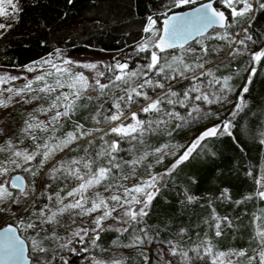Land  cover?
I'll list each match as a JSON object with an SVG mask.
<instances>
[{
	"label": "snow or ice",
	"instance_id": "1",
	"mask_svg": "<svg viewBox=\"0 0 264 264\" xmlns=\"http://www.w3.org/2000/svg\"><path fill=\"white\" fill-rule=\"evenodd\" d=\"M66 2L72 5L75 0H66ZM92 2L95 3V0ZM193 5H197V0H171V7L165 12L156 18L147 17V24L142 32L148 35L142 37L135 51L137 55L150 52V56L148 62L139 67H130L128 61L121 62L115 57H113L115 63L103 65L97 62L73 61L63 57L60 49H56L62 65L52 59L33 62L39 67L29 65L25 70L28 73L39 70L42 74L32 79L6 72L0 74V108L6 109L12 106L16 97L20 98L16 103L29 104L44 100L46 104V106L40 104L33 112L28 113L19 132L13 133L18 137L15 142L12 137L6 135L5 129H0V136L6 137L4 144L0 145V153L6 154L0 161V177H7L10 171L22 169L33 178L25 183L24 177L17 175L11 177L10 181L0 182V216L12 221L6 226H0V264H51L55 257L49 256L51 250L45 245V241L57 240L58 237L55 232L49 233L45 226L59 223L57 218L70 210H79L78 215L101 213L93 220L95 227L80 228L73 233V236L79 238L80 243H84L88 238L92 245H95L100 239V231L109 229L121 235L129 233V229H132L130 233L132 239L124 245L125 248H141L146 240L151 243L149 226L139 227V225L144 217L149 215L147 210L161 188L165 186L162 183L164 178L172 176L181 164L189 161L193 153L201 147L202 142L209 138L228 136L235 143H239L237 134L240 130L237 124L231 118L225 119L206 127L191 144L184 148L183 153L177 156L175 162L164 173L151 174L149 164L147 165L149 175L146 179H141L130 187L123 183H113L115 171L120 170L122 166L130 167L134 174L136 168L144 165L150 156L157 157L156 163L159 164L164 156L177 155V152L167 151L169 148L178 151L176 145L165 143L150 151L145 145L146 136L165 133L171 135L168 128L169 121H180L181 123L176 124V128H181L212 115L211 112L202 110L201 103L206 105L234 103L231 117H236L248 107L245 94L249 92L251 77L256 75L257 69L251 68L249 79L236 101L229 100V94L234 90L230 84L232 76L218 77L213 69L206 68V65L212 62L211 58L218 56V48H210L207 42L225 41L231 48L236 41L227 31L231 27L229 17H244L253 10V4L249 0H207L190 11H183L184 8ZM217 5H223L229 10V14L226 15ZM237 5L242 7L238 8ZM259 7L264 9V0H261ZM174 8L181 11L175 12ZM22 11L20 0H0V18L8 21V23H0V38L19 22ZM67 16L68 13L64 12L59 19L63 21ZM161 16L163 26L157 27ZM39 23L41 28L47 29L43 21ZM210 28L224 29V31L209 33ZM251 40L252 36L248 35L245 29V38L238 43L246 49V41ZM190 41H194L195 45ZM162 53L167 55L162 56ZM242 54L244 53L240 48L227 52L229 57ZM262 58H264V50L251 54V60L256 64H259ZM44 65L50 66L52 71L45 70ZM73 66L92 70L93 79L90 81L83 72H74ZM101 66L104 70H100ZM50 76H55L52 83L47 79ZM105 78L107 82L102 83ZM20 79L26 80L20 88L3 87ZM183 80H188L190 86L183 92L174 90L171 82L180 83ZM34 85L40 86L34 87ZM5 93L8 94L6 98ZM93 101L100 102L95 104L94 111L84 118L85 121H90V124L75 121L72 131H67L61 136L56 135L63 121H72L81 108H86ZM133 107L137 110L131 111ZM177 108L187 109L186 115H181ZM37 114L44 115L48 119L40 120ZM141 116L145 118L141 119ZM260 127L264 128V125ZM37 132L45 135L38 136ZM21 134L25 139L31 140L32 150L19 147V144L24 142L23 139H19ZM80 140H85L86 144L80 145ZM259 143L264 146V139H260ZM74 144L83 152L82 156L70 155L67 161H57L48 169L47 179L40 175L56 153L64 152ZM124 144L128 147H122ZM76 148H71V151L75 152ZM129 154L131 158H125ZM248 174L251 175V172ZM37 177L40 178L44 188L39 196L35 195ZM129 178L127 175L121 177L125 181ZM58 180L77 183L67 190L64 196H61V192H64L63 188L55 192H47V189L53 187L50 181ZM102 184L106 190L115 188L117 191L122 189V192L108 198L99 193L95 198L86 197L85 194L89 189ZM257 184L260 187L257 188L255 196L264 200V177L257 180ZM12 189L18 190L19 195H14ZM183 195L184 200L181 203L192 204L199 199L188 191ZM40 196L44 197L47 203H42ZM69 197L75 199L65 204L64 201ZM217 199L231 200L229 189L223 188ZM249 199L252 197L246 196L244 200H237L234 203L241 204ZM89 203L90 206H87ZM108 219H112L116 226L109 225L105 228L104 223ZM254 219L261 224L257 227L254 237L260 250L253 255H248L247 249L217 251L209 238L201 239L195 247L187 250L180 248L172 240H165L164 243L170 246L171 256L179 257V264H196L197 260L205 259L207 264H240V258L243 257H247V264H264V215ZM212 220L214 223L211 226L215 229V237L222 235V225L227 228L233 227V221L228 216L221 217L215 209H212ZM29 230L32 234L25 236L24 233ZM90 231L95 235L89 237ZM183 231L180 230L181 233ZM60 247L65 248L68 245L61 244ZM84 250L87 251L86 248ZM70 251L75 249L72 248ZM190 252L194 256L190 255ZM140 255L148 261L149 258L142 251ZM156 258L160 257L156 256ZM61 261L62 264H68V261L62 257ZM94 264H104V262L97 260ZM114 264H122V261H115ZM165 264H170V261H165Z\"/></svg>",
	"mask_w": 264,
	"mask_h": 264
},
{
	"label": "trees",
	"instance_id": "2",
	"mask_svg": "<svg viewBox=\"0 0 264 264\" xmlns=\"http://www.w3.org/2000/svg\"><path fill=\"white\" fill-rule=\"evenodd\" d=\"M165 3L166 0H95V3L92 0H75L69 5L66 0H20L23 11L19 22L0 38V67L20 70L55 53L56 49L71 54L122 52L133 57V61H145L147 54L132 52L145 35L142 29L147 24V17L167 10L170 5ZM64 12L68 16L61 21L59 17ZM41 21L47 29L40 27ZM159 21L162 22L161 19ZM237 27H246L247 34L252 36L249 41L252 51H257L264 44V9L258 4L254 16L241 17ZM218 61L214 60L215 63ZM246 64L247 61L240 58L235 64L227 60L211 67L218 77L232 76V85L240 93L249 79L251 68L257 69L256 75L251 77L249 92L245 94L248 107L236 117H231L234 107L231 106L224 109L218 119L231 118L235 121L240 130L237 134L239 143L228 136L209 138L202 142L189 161L181 164L172 176L164 178L162 183L165 186L152 201L149 215L139 225L149 226L150 232L163 242L175 239L183 245L195 247L201 239L209 238L222 251L235 248L247 249L248 255L258 252L254 237L261 222L254 217L264 215V200L255 196L260 187L257 180L264 169V146L259 143L260 139H264V128L260 127L264 125V58L259 64ZM184 83L176 89L184 87ZM89 105L81 108V114L90 109L94 111L93 103ZM79 144L85 145L86 141ZM73 147L76 148V145ZM77 151L80 152V149L76 148ZM176 158L165 160L156 172L164 173ZM27 181H30L29 178ZM223 188L229 189L231 200L217 199ZM12 191L14 195H19L18 190ZM185 191L199 199L192 204L181 203ZM246 196L252 199L241 204L234 203ZM212 209L221 217L228 216L233 221L232 228L222 225L220 237H215V229L211 226L214 223ZM181 229L184 230L182 233ZM115 235L107 231L103 239ZM63 252V255L52 259L51 264H62L61 257L70 263L77 261V256H72L70 250ZM80 252L78 249L76 254L81 256ZM242 261L247 264V257H243ZM138 264L145 263L140 259ZM196 264H207V261L197 260Z\"/></svg>",
	"mask_w": 264,
	"mask_h": 264
},
{
	"label": "rangeland",
	"instance_id": "3",
	"mask_svg": "<svg viewBox=\"0 0 264 264\" xmlns=\"http://www.w3.org/2000/svg\"><path fill=\"white\" fill-rule=\"evenodd\" d=\"M204 1H207V0H197V5L204 2ZM249 2L253 4V10L250 13L246 14L245 16H251L252 17V16H254V14L256 12L257 5L259 3H258V0H249ZM166 4H169L170 5L169 7H171V0H166V3L164 5H166ZM194 6H196V5L186 7L183 9V11L190 9V8H193ZM218 7H220L222 10L226 11L229 14V10L224 8L223 5H218ZM237 7L238 8L242 7V5H237ZM165 11L166 10H161V12L157 13L156 16H153V18H156L157 16H159L161 13H163ZM173 11L177 12V11H181V9H175L174 8ZM160 19L163 20V17L161 16ZM240 20H241V17L240 18H237V17H231L230 18L231 27L228 28L227 31L232 34V39L234 41H236V43H233L231 45V48H229L227 42H225V41L212 40V41L207 42L209 44L210 48H212V47L218 48V56H213L211 58L212 62L207 64L206 68H211L212 66H214L216 64L223 63L224 61H227V60L229 62H231L232 64L233 63L235 64L240 58L245 59L247 61V64L245 66H249L252 63L251 54L254 52H257V51H261L262 47H264V44H263L262 47L259 48L257 51H252L253 46L251 47L249 41H246V44H247L246 49L238 43L239 40L245 38L244 31L246 29V27L243 29H240L237 27V23L240 22ZM0 23H8V21L4 20L3 18H0ZM157 27H162V22L160 23L159 20L157 23ZM223 31H224V29H214L211 33L223 32ZM146 35H148V34L145 33L144 36H146ZM141 40H139L136 43V45L134 47V51L132 53L136 54L135 49L137 48L138 43ZM192 44L195 45V42ZM235 48H240L244 54L237 55L235 57H229L227 55V52L230 51L231 49H235ZM60 54L63 55V57L71 59L73 61L97 62L101 65L115 63V60L113 59V57H115L116 60H120L121 62L128 61L130 64V67H139L140 65L147 63L148 57L150 56V52L149 53H142V54L148 55V57H146L145 61L140 60V59H135L133 61V57L129 56L128 54L122 53V52H94V51H89V52H85V53H81V54H71V53H68L66 50L60 49ZM161 55L164 56V55H167V53H162ZM44 59H52L55 63L62 65V60L60 59V55H58L56 52L45 57V58H43L42 60H44ZM216 59L219 60L217 63L214 62V60H216ZM31 65L39 67L38 65H34V64H31ZM255 65H256V63H255ZM44 69L47 71H52V69L48 65H44ZM100 70H104L102 66H101ZM73 71L74 72H83L85 75H87L89 77L90 81L94 77V72L92 70H88V69H85L82 67L73 66ZM5 72L9 73L11 75L27 77L28 79H32L36 75L42 74V72L39 70L37 72L28 73L25 70V67L20 69V70H14V69H10V68L0 67V74L5 73ZM47 79H48L49 83H52L55 80V76H50ZM101 82L103 83V82H107V81H104V79H103ZM182 82H185L184 84H186V85L184 87H180V88L176 89L178 87V85L181 84ZM182 82L178 83L176 81H172L171 83L174 85V90H178L180 92H183L186 87L190 86L188 80H183ZM25 83H26V80L20 79V80H17L11 84L4 85L3 87H5V88L6 87L20 88ZM230 84L232 85V80L230 81ZM38 86H40V85H34V87H38ZM167 87H168V84L166 83V88ZM217 87H219V86H217ZM233 89H234L233 92L229 94L228 98H229V100L235 102L237 99V96H239L240 92L237 91L236 87H233ZM63 91H68V89H63ZM7 95L8 94L5 93L4 97L6 98ZM19 99H20L19 97H16L12 102V106H9L6 109L0 108V129H5L6 135L12 137L14 142L17 140L18 137L13 135V133L19 132V129L22 126L23 121L27 118L28 113L33 112V110L38 105L45 104L44 100H40V101H37L34 103H29V104H24L22 102L16 103V100H19ZM99 102L100 101H94L93 105L98 104ZM45 106H46V104H45ZM231 106H234V103H229V104H224V105H221V104L206 105V104L201 103L202 110L206 111V112H211L212 115L208 116L207 118H205L203 120H198L193 124L185 125L181 128H176V124L181 123L180 121L172 120V121H169V125H168V128H169V131L171 132V135H168L167 133H165L163 135L157 134V135L146 136L145 137V145L149 151L152 148H155V147H158L162 144L168 143L170 145L178 146V151H177V149H174V148H169L167 150L169 153L177 152V155H171V154L166 155V156H164L163 161L159 164L156 163L157 157L150 156L148 158V160L144 162V165L136 168V171L134 174L132 173V170L130 167L122 166V168L120 170L115 171V177L113 179V183H123L126 186L130 187V186L138 183L141 179H146L149 175V171L147 169V165H149V164L151 165V169H150L151 174H157L156 168L160 164L164 163V161L169 159V158H176L179 154H182L184 151V148H186L189 144H191L192 141L195 140V138L197 136H199V134L206 127H210L212 124L220 123V121H218V119L222 115V111L224 109H229ZM87 107H90V105H88ZM136 110L137 109H134V110L131 109V111H136ZM176 110L179 111L181 113V115H186V113H187V109L177 108ZM82 111L83 110L80 109L77 112V114L75 115L76 117L75 116L73 117L72 121H67V120L63 121L60 125V130L58 132H56V135L61 136L63 133H65L67 131H72L75 121H79L81 123H86V125L90 124V121H89V123H87L86 121L82 120L81 118L87 117L93 111L90 109V110H87L85 112V114H81ZM217 113H218V118H217ZM37 115H38V118L40 120H47L48 119V117H46L44 115H39V114H37ZM50 115H51V113L49 114V116ZM126 115H127V113H126ZM144 118H145L144 116H141V119H144ZM36 134L38 136H41V137H43L45 135L44 133H40V132H37ZM5 138H6L5 136H0V145L4 144ZM19 139H23V141H24L22 144H19V147L21 149H24V148H28L29 150L33 149V145H32L31 140L25 139L22 134L19 136ZM109 139H111V137H109ZM84 141L85 140H80L79 143H82ZM74 145H72L71 148H74L73 147ZM179 146H183V147H179ZM122 147H128V145L124 144V145H122ZM71 148H66L64 150V152L56 153V155L51 158L49 163H47L45 165L44 169L48 166L49 167L46 170L43 169L41 171L40 175L44 176L47 179L46 174H47L48 169L51 168L57 161H60V160L67 161L70 159V155L71 156H82L83 155L82 151L72 152ZM141 151H143V149H141ZM138 154L139 153H137V155ZM5 155H6L5 153H0V161H2L5 158ZM125 158H131V154H129V156H127ZM9 167L11 168V166H9ZM22 172H24L22 169H16L15 171H10L8 173L7 177H0V182H2L4 180L10 181L11 177H13L17 173H22ZM22 174L25 177L29 178L30 181L33 179L27 173H22ZM123 175H127L130 178L126 181L122 180L121 177ZM262 177H264V169H263V174L259 180H261ZM50 182L52 183L53 187L47 189V192L51 193V192L58 191L60 188H63L64 192H61V196H64L65 192L77 183L76 181L65 182L62 180L50 181ZM43 190H44L43 184L41 183L40 178L37 177L35 179V195L39 196L40 192ZM120 192H122V189H120L119 191H117L115 188H109L108 190H106L105 186L102 184L100 186L93 187V188L89 189L85 195H86V197L91 199V198H95L96 194L99 193L103 197L108 198L113 194H120ZM39 198H40L42 203H47V201L44 197L40 196ZM74 199H75L74 197H69L68 199H66L64 201V203L67 204L69 202H72ZM87 206H90V203ZM78 211L79 210H70L68 212H65L62 216H59L57 218L59 223L49 224V225L45 226L49 233L55 232L56 236L58 237L57 240L45 241V245L48 246L51 250L49 253L50 257H52V256L56 257L58 255H63V253H64L63 250H70V249L74 248L75 251H71V253L73 252L72 256H77V261L71 262V263L68 262V264H94V262L97 260L103 261L104 264H114L115 261H122V264H138L140 259H143V262L145 264H165V261H170V264H173L175 262L179 263V257H175V256L170 255V253H169V247L170 246L166 245L160 238H158V236L155 237L150 232L149 228H148V232H149V236H150L152 242L149 243L146 240L145 244L141 248H125L124 247V245L129 243L132 239V236L130 235V233L132 232V229H129V233H124L123 235H121L120 233H118L116 231L109 229L107 231L116 233V235L112 236V237H107L105 239H103V236H104L105 232H107V231H100V239L98 241H96L95 245H92L90 239H88V238H86V241L84 243H80L79 238L73 236V233L75 231L79 230L80 228L92 229L93 227H95L93 220L96 216L101 215V213L96 212V213H93L92 215H82V214L78 215L77 214ZM113 215H116V213H113ZM9 222H12V221H8L5 217L0 216V226H5ZM109 225H112L113 227L116 226L115 222L112 219H108L104 223L105 228H108ZM142 227H144V226H142ZM31 234H32L31 230L24 233L25 236H29ZM140 234L142 235V233H140ZM81 235H83V233H81ZM93 235H95V233L90 231L89 237H91ZM171 240L173 241V243L178 244L180 246V248L185 249V250L194 247V246L183 245L175 239H171ZM69 241H71V243H69ZM61 244H67L68 247L61 248L60 247ZM214 246H215V249L217 251H222L216 245H214ZM85 248L87 249V251L84 250ZM78 249L81 250V252H80L81 256L76 254ZM231 249H235V248H231ZM259 250L260 249H258V251ZM141 251L144 253L145 256H147L149 258L148 261H145L143 256L140 255ZM190 255L194 256V254L191 252H190ZM156 256H159L160 258L157 259ZM68 260L70 261V259H68ZM240 264H245L242 261V258H240Z\"/></svg>",
	"mask_w": 264,
	"mask_h": 264
},
{
	"label": "water",
	"instance_id": "4",
	"mask_svg": "<svg viewBox=\"0 0 264 264\" xmlns=\"http://www.w3.org/2000/svg\"><path fill=\"white\" fill-rule=\"evenodd\" d=\"M204 2H207V1H204ZM204 2H202V3H204ZM196 6H199V4L196 5ZM196 6H194V7H196ZM191 9H192V8L187 9V10H184V11H190ZM177 12H179V11H177ZM225 14L228 15L226 11H225ZM229 20H230V17H229ZM162 26H163V20H162ZM215 29H219V28H215ZM213 30H214V29L210 28V29H208V32L211 33ZM190 43L192 44V43H194V41H190ZM17 175H19V176H23V177H24V180H25V183H28L26 177H25L22 173H17V174H15L14 176H17ZM6 225H7V224H6ZM6 225H5V226H6Z\"/></svg>",
	"mask_w": 264,
	"mask_h": 264
},
{
	"label": "flooded vegetation",
	"instance_id": "5",
	"mask_svg": "<svg viewBox=\"0 0 264 264\" xmlns=\"http://www.w3.org/2000/svg\"><path fill=\"white\" fill-rule=\"evenodd\" d=\"M218 6V5H217ZM228 14V13H227Z\"/></svg>",
	"mask_w": 264,
	"mask_h": 264
}]
</instances>
